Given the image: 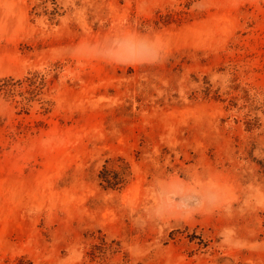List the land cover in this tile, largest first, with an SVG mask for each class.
Here are the masks:
<instances>
[{"label": "rangeland", "instance_id": "374dc122", "mask_svg": "<svg viewBox=\"0 0 264 264\" xmlns=\"http://www.w3.org/2000/svg\"><path fill=\"white\" fill-rule=\"evenodd\" d=\"M0 264H264V0H0Z\"/></svg>", "mask_w": 264, "mask_h": 264}, {"label": "trees", "instance_id": "16d2710c", "mask_svg": "<svg viewBox=\"0 0 264 264\" xmlns=\"http://www.w3.org/2000/svg\"><path fill=\"white\" fill-rule=\"evenodd\" d=\"M105 176H103V182H105L108 185V188L110 187H114L116 185V181L115 178H111L110 176H106L107 175V170H105Z\"/></svg>", "mask_w": 264, "mask_h": 264}]
</instances>
